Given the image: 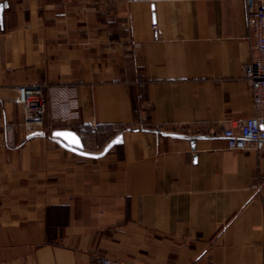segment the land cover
Instances as JSON below:
<instances>
[{
    "label": "crops",
    "instance_id": "0c3cea01",
    "mask_svg": "<svg viewBox=\"0 0 264 264\" xmlns=\"http://www.w3.org/2000/svg\"><path fill=\"white\" fill-rule=\"evenodd\" d=\"M6 1L0 264H264V151L221 135L252 112L242 68L259 0ZM17 85L44 86L38 134H25ZM60 128L89 152L107 144L102 128L122 141L83 156ZM163 131L201 137L191 149Z\"/></svg>",
    "mask_w": 264,
    "mask_h": 264
},
{
    "label": "built area",
    "instance_id": "2783aa9c",
    "mask_svg": "<svg viewBox=\"0 0 264 264\" xmlns=\"http://www.w3.org/2000/svg\"><path fill=\"white\" fill-rule=\"evenodd\" d=\"M247 23L251 36L250 59L243 65L242 75L249 84L252 112L246 118L230 120L221 135L229 150L260 152L264 151V0H259L256 9L248 15ZM44 90L41 85L15 87V102L21 108L22 126L26 135L38 134L43 128L48 108ZM72 104V110L66 109L55 115L60 123L70 122L76 116V104ZM94 264L127 263L97 255Z\"/></svg>",
    "mask_w": 264,
    "mask_h": 264
},
{
    "label": "water",
    "instance_id": "95a60500",
    "mask_svg": "<svg viewBox=\"0 0 264 264\" xmlns=\"http://www.w3.org/2000/svg\"><path fill=\"white\" fill-rule=\"evenodd\" d=\"M7 7V1L2 0L0 1V30L3 29V12L4 9ZM137 130V129H133ZM58 133L62 135H57ZM162 135H168L172 137H179V138H186L190 140L191 149H194L195 146V139L199 138L201 136H189L182 133H175V132H160ZM53 138L63 147L83 156H89V157H98L100 155H103L106 153L113 145L118 144L122 141V134L118 133L115 135L102 149V151L98 153L85 151L83 149L82 141L79 137V135L72 129L69 128H60V129H54L51 133Z\"/></svg>",
    "mask_w": 264,
    "mask_h": 264
},
{
    "label": "rangeland",
    "instance_id": "374dc122",
    "mask_svg": "<svg viewBox=\"0 0 264 264\" xmlns=\"http://www.w3.org/2000/svg\"><path fill=\"white\" fill-rule=\"evenodd\" d=\"M116 131L117 129L115 128H112V129H108V128H105V129H100V131L98 132L99 135L102 134L103 135V138H106V141L103 143L102 146H104L106 143H108L116 134Z\"/></svg>",
    "mask_w": 264,
    "mask_h": 264
},
{
    "label": "snow or ice",
    "instance_id": "6c2138e0",
    "mask_svg": "<svg viewBox=\"0 0 264 264\" xmlns=\"http://www.w3.org/2000/svg\"><path fill=\"white\" fill-rule=\"evenodd\" d=\"M57 135H62V134L58 133Z\"/></svg>",
    "mask_w": 264,
    "mask_h": 264
}]
</instances>
